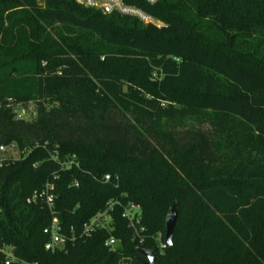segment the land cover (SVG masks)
I'll return each instance as SVG.
<instances>
[{
    "label": "trees",
    "instance_id": "obj_1",
    "mask_svg": "<svg viewBox=\"0 0 264 264\" xmlns=\"http://www.w3.org/2000/svg\"><path fill=\"white\" fill-rule=\"evenodd\" d=\"M125 2L161 25L0 0V146L17 149L0 167V248L27 264H144L140 249L153 264H264V0ZM28 102L35 116L17 118ZM48 182L77 236L53 252L48 207L26 201ZM109 200L139 206L141 245L121 206L110 232L78 238Z\"/></svg>",
    "mask_w": 264,
    "mask_h": 264
},
{
    "label": "built area",
    "instance_id": "obj_2",
    "mask_svg": "<svg viewBox=\"0 0 264 264\" xmlns=\"http://www.w3.org/2000/svg\"><path fill=\"white\" fill-rule=\"evenodd\" d=\"M78 4L85 7H90L98 9L103 13H118L122 15H129L138 18L144 23H154L156 25H161L157 21L140 9L137 6L127 4L125 0H75ZM146 3L153 4L156 0H143ZM20 109H14L17 118L21 119H31L35 116V111L30 107L29 111L26 112L27 107H19ZM9 150L16 151V145L10 144L8 146H0V167L6 164L9 160L16 157V155L8 154ZM56 158L55 156H53ZM73 158L70 161L61 163V168L68 167L72 164ZM109 175L106 174L104 179L109 180ZM77 183H75L76 185ZM54 185L51 182L45 184L41 191H34L30 197L27 198V203H32L36 199L43 201L48 207L52 217L50 224L43 229V232L48 236V240L45 243L44 247L49 251H56L62 249L68 242H73L76 240L77 236L74 230L71 228V234L68 235L63 231L62 225L60 224L58 217L55 216L54 202L55 195L53 193ZM121 206V217L125 218L128 224V227L132 229L133 238L137 240L138 244H142L144 241L143 233L144 226L140 223V208L137 204L132 202H127L121 204L119 200H109L106 203L104 209L97 211L93 216L89 218L86 222L82 224L81 231L78 235V238H86L90 236L93 232L98 229H106L110 232L113 229V217L112 213L114 212L115 207ZM161 235L156 236L157 245L160 250H163L166 247L164 241H161ZM116 239L110 236L105 240V245L114 246L116 244ZM0 251L5 254L4 264H11L15 257L13 255V248L11 246H3L0 248ZM117 264H132L128 262L119 261Z\"/></svg>",
    "mask_w": 264,
    "mask_h": 264
},
{
    "label": "water",
    "instance_id": "obj_3",
    "mask_svg": "<svg viewBox=\"0 0 264 264\" xmlns=\"http://www.w3.org/2000/svg\"><path fill=\"white\" fill-rule=\"evenodd\" d=\"M177 214H178L177 203L173 202L165 220L164 242L166 246H171L172 244L173 229L176 222ZM140 251L145 258L144 264H153L156 254L147 249H140Z\"/></svg>",
    "mask_w": 264,
    "mask_h": 264
},
{
    "label": "rangeland",
    "instance_id": "obj_4",
    "mask_svg": "<svg viewBox=\"0 0 264 264\" xmlns=\"http://www.w3.org/2000/svg\"><path fill=\"white\" fill-rule=\"evenodd\" d=\"M156 21H157V23H161L159 20H157V19H155ZM26 105H28L27 106V108L25 109V111L26 112H28L29 111V109H30V107L32 106L31 104V102H28V103H25ZM16 108L15 109H20L18 106H15ZM18 107V108H17ZM14 154V155H16V151L14 150V151H12L11 152V150H9V152H8V154ZM167 214H168V212L165 214V219H166V217H167ZM11 264H27V263H25V262H23V261H13Z\"/></svg>",
    "mask_w": 264,
    "mask_h": 264
}]
</instances>
